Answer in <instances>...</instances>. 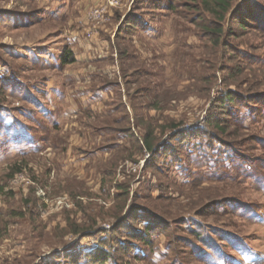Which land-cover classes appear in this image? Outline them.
<instances>
[{"label": "rangeland", "instance_id": "rangeland-1", "mask_svg": "<svg viewBox=\"0 0 264 264\" xmlns=\"http://www.w3.org/2000/svg\"><path fill=\"white\" fill-rule=\"evenodd\" d=\"M229 3L0 0V264H264V0Z\"/></svg>", "mask_w": 264, "mask_h": 264}, {"label": "trees", "instance_id": "trees-1", "mask_svg": "<svg viewBox=\"0 0 264 264\" xmlns=\"http://www.w3.org/2000/svg\"><path fill=\"white\" fill-rule=\"evenodd\" d=\"M204 2L207 4V6L211 7L213 11H215L216 15L220 18H223L224 15L229 11L230 9V3L229 0H212V1H208V0H204ZM235 100V97L233 96H229L226 99L227 104L225 103V105L229 106V104H233V101ZM146 146L150 151H153V147L151 144L148 143V140L146 141ZM150 223L147 225L146 231L144 233H140L137 234V236L135 237V239H139L145 243H147L149 240L147 239L148 233H149V226ZM108 254V252H107ZM104 252L99 253L98 255L100 256L99 260L100 262H102V260L107 261L109 259V254L107 255Z\"/></svg>", "mask_w": 264, "mask_h": 264}]
</instances>
